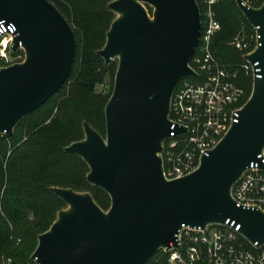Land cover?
I'll use <instances>...</instances> for the list:
<instances>
[{"label":"water","instance_id":"95a60500","mask_svg":"<svg viewBox=\"0 0 264 264\" xmlns=\"http://www.w3.org/2000/svg\"><path fill=\"white\" fill-rule=\"evenodd\" d=\"M259 35L246 56L259 77L241 116L199 167L177 178L163 173L160 152L172 132L169 110L178 83L195 75L190 60L203 20L198 0H111L116 17L98 54L118 59L105 107L106 135L84 122L85 137L66 146L89 165L88 180L111 197L103 209L89 191L53 186L67 207L38 237L36 264H145L161 248L179 246L183 226L241 224L251 243L264 244V211L238 205L232 187L252 162L264 168V1L236 0ZM147 5L153 10L149 11ZM16 26L23 61L0 68V133L44 105L68 79L76 57L73 25L50 0H0V21ZM181 132L183 128H177Z\"/></svg>","mask_w":264,"mask_h":264},{"label":"trees","instance_id":"16d2710c","mask_svg":"<svg viewBox=\"0 0 264 264\" xmlns=\"http://www.w3.org/2000/svg\"><path fill=\"white\" fill-rule=\"evenodd\" d=\"M73 25L77 48L72 71L64 85L47 102L25 116L14 133H0V264H36L32 254L38 237L50 228L67 202L53 186L89 191L105 210L111 206L106 190L91 183L89 165L66 146L85 137L84 122L106 135L105 107L118 68V59L106 63L98 54L116 17L108 9L111 0H50ZM264 0H252L258 7ZM203 28L208 3L198 0ZM150 12L153 8L147 5ZM221 28L213 47L231 68L245 61L243 52L230 44L243 27L253 31L236 0H219L212 5ZM109 84L107 89L98 86ZM238 82L249 95L252 75L240 70ZM158 250L145 264L162 255Z\"/></svg>","mask_w":264,"mask_h":264},{"label":"built area","instance_id":"2783aa9c","mask_svg":"<svg viewBox=\"0 0 264 264\" xmlns=\"http://www.w3.org/2000/svg\"><path fill=\"white\" fill-rule=\"evenodd\" d=\"M206 26L199 45L190 60L195 75L183 78L173 92L169 119L171 134L163 140L160 152L163 173L167 179H177L196 170L203 155L209 154L239 121L241 110L250 94L238 82L240 70L259 77V68L247 60L258 44L259 35L253 25L249 32L243 27L230 41L243 52L245 61L231 68L213 47V37L221 28L212 5L219 0H205ZM252 0H244L251 5ZM253 6V5H251ZM16 26L0 21V68L23 61L25 51L12 49ZM195 79V80H192ZM253 88V83H252ZM177 128H183L177 132ZM264 163V148L259 154ZM232 197L238 205L258 207L264 211V168L252 162L232 187ZM241 224L227 220L211 223L205 228L183 226L178 234L179 246L161 248L163 254L149 264H264V244L251 243L240 231ZM11 264V259H7Z\"/></svg>","mask_w":264,"mask_h":264},{"label":"rangeland","instance_id":"374dc122","mask_svg":"<svg viewBox=\"0 0 264 264\" xmlns=\"http://www.w3.org/2000/svg\"><path fill=\"white\" fill-rule=\"evenodd\" d=\"M192 80H195V79H192ZM108 87H109V84H108V81H107V83L105 84V86H98V89L100 90V89H107L108 90ZM161 252H163V251H161ZM161 254H163V253H161Z\"/></svg>","mask_w":264,"mask_h":264}]
</instances>
